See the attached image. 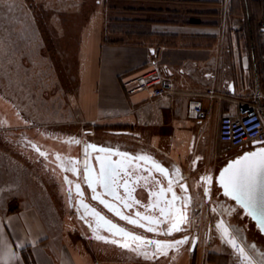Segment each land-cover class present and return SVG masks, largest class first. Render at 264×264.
Listing matches in <instances>:
<instances>
[{
  "label": "rangeland",
  "instance_id": "obj_1",
  "mask_svg": "<svg viewBox=\"0 0 264 264\" xmlns=\"http://www.w3.org/2000/svg\"><path fill=\"white\" fill-rule=\"evenodd\" d=\"M95 7V0H0V180L12 178L15 185L24 182L31 196H44L45 207L55 208L50 214L56 226L53 231L88 238L97 253L151 258L158 264L188 258L196 261L216 247L219 237L234 246L235 236L259 231L252 222L256 231L243 224L247 217L240 207L238 213H230L236 208L234 201L224 197L215 182L211 184L230 158L253 147L225 149L218 140L220 116L216 107L232 102L225 98H233V93L225 95L217 87L212 94L207 91L213 101L209 116L205 120L190 117L193 132L184 135L183 148L174 153L159 149L154 142L138 141L140 134L133 129L97 123L85 116L80 98L87 62L93 55L86 45L91 39ZM228 89L233 92L234 86ZM262 91L264 69L254 90L243 91L245 98L240 100H253ZM100 148L125 153L155 171V164L167 169V183L171 181L179 198L175 208L186 217L178 231H169L175 211L161 228L167 234L156 231L163 236L130 226L121 231L118 201L102 184H96L93 191L87 182L86 163L93 176H98L96 157L109 155L99 152ZM206 177H211V182ZM22 192L14 188L15 194ZM97 195L101 199L93 198ZM228 225L231 233L225 232Z\"/></svg>",
  "mask_w": 264,
  "mask_h": 264
},
{
  "label": "crops",
  "instance_id": "obj_2",
  "mask_svg": "<svg viewBox=\"0 0 264 264\" xmlns=\"http://www.w3.org/2000/svg\"><path fill=\"white\" fill-rule=\"evenodd\" d=\"M95 5L86 45L93 55L81 106L93 121L133 129L142 143L154 142L169 153L182 149L184 135L193 132L189 110L195 100L210 113L213 101L207 91L217 87L225 95L233 93L225 98L232 102L218 103V115L234 113L243 91L254 90L264 69V0H95ZM154 67L171 78L173 94L127 93L126 80ZM25 185L0 180V264H158L151 258L97 253L88 238L54 232L50 214L55 208H46L47 199L31 196ZM15 187L23 192L15 194ZM252 223L247 217L243 224L255 230ZM251 234L237 235L249 252L263 257L264 236ZM218 240L196 261L170 264H254L226 238Z\"/></svg>",
  "mask_w": 264,
  "mask_h": 264
},
{
  "label": "snow or ice",
  "instance_id": "obj_3",
  "mask_svg": "<svg viewBox=\"0 0 264 264\" xmlns=\"http://www.w3.org/2000/svg\"><path fill=\"white\" fill-rule=\"evenodd\" d=\"M79 143L78 141H76ZM92 149H96L95 145H90ZM101 153H108L107 157L97 156L96 160L99 162V175L93 176V169L86 163V171L88 173L87 182L90 186L93 187L95 191L96 184H102L103 187L109 190L110 194L115 195L117 199L123 200L116 193V188L121 186L119 184L118 178L121 176V170H123L125 175H130L127 171V166L123 160L113 161L110 159V156L115 154L121 157H127L125 153H113L110 149L100 148L98 150ZM140 160L146 159L145 157H139ZM150 159V158H147ZM155 169L159 172L167 175V169L162 168L159 164H155ZM76 171V169H73ZM209 182H211V177H206ZM219 182L224 189V194L231 196L236 200L242 207L249 209V215H252L253 218H257L258 215L264 217V148H260L258 151L249 152L240 158L234 160L227 167L223 169L219 176ZM125 191L128 193L129 197L131 196V191L129 190V184L127 180H124L123 185ZM185 187L186 186H183ZM77 191L80 190V185H76ZM168 192L172 193V200H165V204L168 208H160V213L162 217H167L169 215V209H174L175 222L171 224L169 231H178L179 225L186 219V217L181 213L179 208H175V202L179 199L175 192L172 190L171 181H169ZM156 195V194H153ZM162 197L164 196L163 190L159 193ZM94 199H101L100 196H94ZM102 203L105 201L101 200ZM126 203V202H125ZM139 203V201H135ZM111 207V205H108ZM115 210V209H113ZM116 215H121L119 211H116ZM140 214L137 213V216ZM123 219L129 220L127 216H123ZM144 220L151 223L159 224L162 221L152 218V217H143ZM131 223L137 224V220H130ZM143 227L144 225H140ZM261 227L264 229V218L261 221ZM154 228L149 227L148 231H154ZM122 231V230H121ZM227 233V229H225ZM102 238V237H101ZM133 239L140 240V237H133ZM186 240V238H185ZM185 241H177V244L184 243ZM147 243H153L148 241ZM158 246L161 242H155ZM234 243V241H233ZM124 247H128V244H124ZM242 251V249H241Z\"/></svg>",
  "mask_w": 264,
  "mask_h": 264
},
{
  "label": "built area",
  "instance_id": "obj_4",
  "mask_svg": "<svg viewBox=\"0 0 264 264\" xmlns=\"http://www.w3.org/2000/svg\"><path fill=\"white\" fill-rule=\"evenodd\" d=\"M260 33L264 35V19L260 23ZM262 60L264 63V53ZM124 86L129 94L148 91L153 97L170 95L175 91L171 78L158 67L126 80ZM212 92L209 89L208 94ZM236 105L234 113L226 112L220 116L218 140L225 149L253 146L254 142L264 144V93L258 94L253 100H238ZM189 114L201 120L209 116L201 100L191 104Z\"/></svg>",
  "mask_w": 264,
  "mask_h": 264
},
{
  "label": "flooded vegetation",
  "instance_id": "obj_5",
  "mask_svg": "<svg viewBox=\"0 0 264 264\" xmlns=\"http://www.w3.org/2000/svg\"><path fill=\"white\" fill-rule=\"evenodd\" d=\"M240 149V148H238ZM102 156V157H107ZM110 159L113 161H121L123 160L127 166V171L130 175H125L123 170H121V176L118 178L119 184L121 186L116 188V193L119 197L123 198L117 199L115 195L110 194L109 190L103 189L113 198H115L119 203V209L121 210V215L127 216L130 219L120 220L121 226H130L132 228L139 229L146 234L154 235V236H163L162 234H167V230L163 231L167 224L169 223L168 219L172 217L174 209H169V215L165 218L161 216L160 208H168L165 204V200L171 201V194L167 191L169 184L167 183L168 178L165 174L159 171L153 170V168L141 161H138L132 157H121L111 155ZM99 164V162H98ZM124 180L128 181L129 190L131 191V196L129 197L128 193L125 191L123 185ZM103 186V185H102ZM163 190L164 196H160L159 193ZM156 194V195H153ZM135 201H139V203H135ZM126 202V203H125ZM94 208V207H93ZM137 213L140 215L137 216ZM143 217H152L162 222L159 224L151 223L143 219ZM130 220H137L138 223L136 226L131 225ZM129 221V222H128ZM144 225L141 227L140 225ZM154 228V231H148V228ZM164 227V228H162ZM162 228V229H161ZM159 231L162 234H156ZM155 233V234H154ZM142 238L148 239L149 237ZM164 238V237H162ZM150 239V238H149ZM154 239V238H151ZM164 239L160 238V241Z\"/></svg>",
  "mask_w": 264,
  "mask_h": 264
},
{
  "label": "water",
  "instance_id": "obj_6",
  "mask_svg": "<svg viewBox=\"0 0 264 264\" xmlns=\"http://www.w3.org/2000/svg\"><path fill=\"white\" fill-rule=\"evenodd\" d=\"M260 148H264V144H261V143H258V142H254L253 143V147L252 148H250V149H247V150H245L244 152H242L241 154H239V155H236V156H234L233 158H230L222 167H221V169L218 171V173H217V175L215 176V178L213 179V181L211 182V184H213L214 182H215V186L220 190V193L224 196V197H226V198H228V199H231L232 201H234V207H236V208H234V209H232L231 211H230V213H234L236 210V212L238 213V209H237V207H240L241 208V211H242V213L245 215V216H247L249 219H250V221L251 222H253L254 224H255V226L258 228V230L260 231V233L264 236V229H262V227H261V221H262V218H264V217H261L260 215H258L257 216V218H253V216L252 215H249V209H246V208H244V207H242L236 200H234L231 196H228V195H225L224 194V189H223V187L221 186V184H220V182H219V176H220V173L223 171V169L225 168V167H227L230 163H232L234 160H236V159H238V158H240L241 156H243V155H245L246 153H249V152H254V151H258ZM239 208V209H240ZM223 222H225L226 223V221H223ZM121 230H123L120 226H118ZM225 228H227V231L229 232V233H231L230 232V230H231V227L228 225V226H226ZM234 246L236 247V249L241 253V254H243L245 257L244 258H246L248 261H252L254 264H259V263H263V261H264V256L263 257H261V255L260 256H258L259 254L257 253V254H254L253 252V254L251 253V252H249L248 251V249H247V246L241 241V237L240 236H238V237H236L235 236V242H234ZM241 249H242V251H241ZM259 253H260V251H259ZM264 253V252H263ZM262 253V254H263ZM257 255V256H256ZM253 257H255V258H258L259 260L258 261H256ZM263 259V260H262ZM259 262V263H258ZM248 263V262H247Z\"/></svg>",
  "mask_w": 264,
  "mask_h": 264
},
{
  "label": "trees",
  "instance_id": "obj_7",
  "mask_svg": "<svg viewBox=\"0 0 264 264\" xmlns=\"http://www.w3.org/2000/svg\"><path fill=\"white\" fill-rule=\"evenodd\" d=\"M24 255H25V258L27 259V261L29 263H31V258H30L29 254L26 251H24Z\"/></svg>",
  "mask_w": 264,
  "mask_h": 264
},
{
  "label": "bare ground",
  "instance_id": "obj_8",
  "mask_svg": "<svg viewBox=\"0 0 264 264\" xmlns=\"http://www.w3.org/2000/svg\"><path fill=\"white\" fill-rule=\"evenodd\" d=\"M121 226V225H119ZM121 228L125 231V230H128L127 228H125L124 226H121Z\"/></svg>",
  "mask_w": 264,
  "mask_h": 264
}]
</instances>
